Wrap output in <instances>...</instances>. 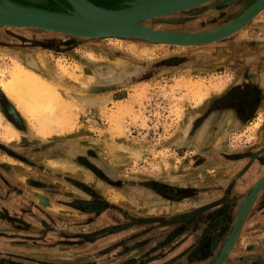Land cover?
I'll use <instances>...</instances> for the list:
<instances>
[{
	"label": "rangeland",
	"instance_id": "1",
	"mask_svg": "<svg viewBox=\"0 0 264 264\" xmlns=\"http://www.w3.org/2000/svg\"><path fill=\"white\" fill-rule=\"evenodd\" d=\"M261 26L245 32L253 56L233 66L193 49L139 59L116 40L0 32V83L19 63L54 108L27 113L0 88V264H214L264 176ZM7 123L19 138L6 142ZM262 199L223 264H264Z\"/></svg>",
	"mask_w": 264,
	"mask_h": 264
},
{
	"label": "bare ground",
	"instance_id": "2",
	"mask_svg": "<svg viewBox=\"0 0 264 264\" xmlns=\"http://www.w3.org/2000/svg\"><path fill=\"white\" fill-rule=\"evenodd\" d=\"M11 1L15 3L23 4L16 0H11ZM31 1L35 3V2H39L40 0H35V1L31 0ZM258 1L259 0H211L195 8L184 9L168 15L148 19L143 23H141L140 26L145 29L151 30L155 33H158L160 34V36H162L161 38L153 37L155 43L149 42L147 35L143 36L144 38L143 37H109L107 39H103L101 37H81V36H71V35H70L71 37H68L56 32L54 33L42 32L40 31L42 29H38V28L28 29L29 27H16V26L0 27V32L2 31L8 32L11 30H17V31L25 30L30 33L38 32L42 35H48V36L55 35L57 38L71 39L73 41H77L79 45H96L104 42L105 40H116L119 42H125L131 44L132 47L131 50L133 54L139 59L145 57L151 58L152 55L150 53V49L153 47H160L167 50L193 49L195 50L194 53L198 54V56L199 55H209V56H219V57L225 56L226 60L221 63L228 62L229 64H231L230 66H233V64L243 65L248 56H253L252 55L253 52H251V50L255 48L253 46H250L249 44L248 47H245L246 45L245 40L248 39L246 37L245 32L247 31L249 32L257 24L258 25L261 24L262 25L261 27H264V17H263L264 6L260 9V11L248 17V14H250V10L252 9V7H254V5H256V3H258ZM216 4L217 6L215 7ZM230 4H232V7L229 6ZM123 7L124 6L122 5L120 6L118 5V7H110L107 9H116ZM225 8H229V9L225 10ZM214 11H217L218 17L214 16L213 14ZM240 22H244V23H242L240 27L235 31H233L232 33L216 41H212L204 44H177V43L172 44V43H166L164 40H159L165 38L166 36L176 38V40H188L190 38H201L207 36L211 37L228 31V29H230L232 26L239 24ZM34 29H38V31H35ZM243 34H245V36ZM240 39H243V41H238ZM234 40H237L239 43L236 44L233 43ZM243 57L246 58L243 59ZM28 61L31 62L30 60ZM52 76L55 78L57 74L53 72ZM8 79L9 80L7 83L5 84L0 83V88L11 101L16 102L18 104L16 108L21 109L22 111H25L27 113L31 112L34 114H41L40 112H42L44 115L50 117L54 108L50 101L45 100L46 97L51 93V91H49L50 86H48V84L39 75L35 74L31 70L26 69L19 63H16L15 66L13 67V70L9 73ZM90 81L91 78L89 77V79H85L84 81L80 80L79 82L81 83V85L87 87ZM261 85L263 86V84ZM3 120L4 118L0 113V125H2L1 121ZM3 127H4L3 137L6 140V142L19 138L16 130L11 124L7 123ZM53 165L56 164H54L53 162ZM189 217L190 215L184 216L183 219H185L187 222H190L193 217L192 218Z\"/></svg>",
	"mask_w": 264,
	"mask_h": 264
},
{
	"label": "water",
	"instance_id": "3",
	"mask_svg": "<svg viewBox=\"0 0 264 264\" xmlns=\"http://www.w3.org/2000/svg\"><path fill=\"white\" fill-rule=\"evenodd\" d=\"M62 1L63 4L60 5L59 11H54L33 4L23 5L11 0H0V27L38 28L42 29L40 30L42 32H56L68 37H101L103 39L109 37H143L147 35L148 41L155 43L154 38H161L162 36L141 27V23L151 18L175 13L176 11L195 8L211 0H128L121 3L124 6L123 8L116 9L97 6L89 0ZM263 6L264 0H259L250 10L248 17L260 11ZM242 23L244 22L232 26L224 33L211 37L176 40V38L166 36L159 40L172 44H204L216 41L232 33ZM38 29L34 30L38 31ZM262 193H264V176L258 179L247 192L245 191L242 206L235 219L232 235L214 264L224 263L229 249L234 245L238 236L245 214ZM189 215H192L194 218L196 214ZM184 216H179L177 219L174 218L173 222L186 221L183 219ZM143 221L154 222L156 220L144 219Z\"/></svg>",
	"mask_w": 264,
	"mask_h": 264
},
{
	"label": "flooded vegetation",
	"instance_id": "4",
	"mask_svg": "<svg viewBox=\"0 0 264 264\" xmlns=\"http://www.w3.org/2000/svg\"><path fill=\"white\" fill-rule=\"evenodd\" d=\"M20 3H23L24 5H28V3L22 1V0H16ZM92 3L98 5V6H103V7H106V8H110V7H118V5L120 6L122 2L124 1H128V0H110V1H107V0H90ZM94 1V2H93ZM45 2V3H44ZM109 2V3H108ZM53 3V4H52ZM56 3V4H55ZM58 3L61 5L63 3L62 0H40L38 3L36 4H33V5H36L38 7H43V8H48V9H51V10H57L59 11L58 9ZM99 3V4H98ZM67 6H69L68 4H66ZM107 5V6H106ZM249 92V91H248ZM245 93V96H244V101L247 103L249 102L250 104H247V108L250 107L251 105V102L253 101L250 97H249V94ZM257 92H259L261 94V99H260V102H263L264 101V98H263V93H264V90L262 91L261 89L257 90ZM254 96H255V93H254ZM245 107V106H244ZM251 108H252V105H251ZM261 108V106L259 107V109ZM253 111L257 110L256 107L254 106L253 107Z\"/></svg>",
	"mask_w": 264,
	"mask_h": 264
}]
</instances>
